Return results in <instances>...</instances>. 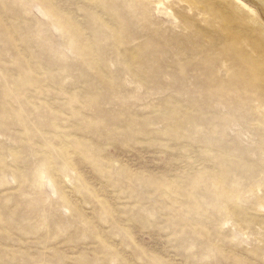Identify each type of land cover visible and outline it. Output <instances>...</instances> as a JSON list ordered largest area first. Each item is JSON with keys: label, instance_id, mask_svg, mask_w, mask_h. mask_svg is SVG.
<instances>
[{"label": "rangeland", "instance_id": "obj_1", "mask_svg": "<svg viewBox=\"0 0 264 264\" xmlns=\"http://www.w3.org/2000/svg\"><path fill=\"white\" fill-rule=\"evenodd\" d=\"M0 264H264V0H0Z\"/></svg>", "mask_w": 264, "mask_h": 264}]
</instances>
